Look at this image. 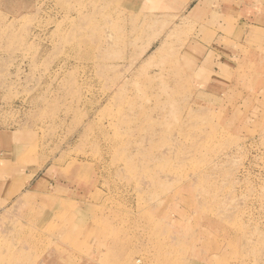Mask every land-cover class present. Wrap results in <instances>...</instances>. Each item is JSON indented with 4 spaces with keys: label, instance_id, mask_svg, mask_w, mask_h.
<instances>
[{
    "label": "rangeland",
    "instance_id": "1",
    "mask_svg": "<svg viewBox=\"0 0 264 264\" xmlns=\"http://www.w3.org/2000/svg\"><path fill=\"white\" fill-rule=\"evenodd\" d=\"M186 1L0 0V264H264V84Z\"/></svg>",
    "mask_w": 264,
    "mask_h": 264
},
{
    "label": "crops",
    "instance_id": "2",
    "mask_svg": "<svg viewBox=\"0 0 264 264\" xmlns=\"http://www.w3.org/2000/svg\"><path fill=\"white\" fill-rule=\"evenodd\" d=\"M192 2L194 0H187L186 5ZM214 3H223L231 8L228 18L232 25L228 35L220 36L232 45L228 49V58L216 64L230 72L228 83L235 81L241 84L248 82L249 78V83L264 84V0H214ZM235 34L238 38H234ZM243 67L245 71L239 74ZM258 90L264 91V86Z\"/></svg>",
    "mask_w": 264,
    "mask_h": 264
}]
</instances>
